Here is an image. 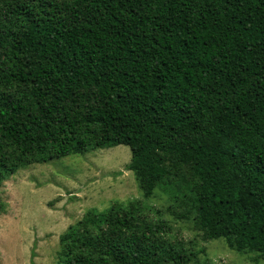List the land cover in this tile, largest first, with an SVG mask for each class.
I'll return each instance as SVG.
<instances>
[{"label":"trees","instance_id":"trees-1","mask_svg":"<svg viewBox=\"0 0 264 264\" xmlns=\"http://www.w3.org/2000/svg\"><path fill=\"white\" fill-rule=\"evenodd\" d=\"M118 145L144 198L184 196L207 238L264 254V0H0V187ZM167 228L91 211L58 264L196 259Z\"/></svg>","mask_w":264,"mask_h":264},{"label":"rangeland","instance_id":"rangeland-1","mask_svg":"<svg viewBox=\"0 0 264 264\" xmlns=\"http://www.w3.org/2000/svg\"><path fill=\"white\" fill-rule=\"evenodd\" d=\"M130 147L118 145L33 164L0 187V264H58L60 238L92 212L138 203L149 219L167 223V239L198 257L187 264H264L256 250L232 248L224 238H207L195 213L157 189L143 197L128 169ZM180 195V193H179ZM174 202H177L174 204Z\"/></svg>","mask_w":264,"mask_h":264}]
</instances>
